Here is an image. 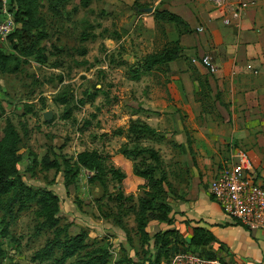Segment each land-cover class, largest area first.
Here are the masks:
<instances>
[{
    "label": "rangeland",
    "instance_id": "obj_1",
    "mask_svg": "<svg viewBox=\"0 0 264 264\" xmlns=\"http://www.w3.org/2000/svg\"><path fill=\"white\" fill-rule=\"evenodd\" d=\"M154 4L155 0H38V14L44 18L39 46L47 59L20 54L10 39L0 44L2 51L19 60L17 68L2 72L0 77V135L6 121H12L20 133L18 168L24 179L56 193L58 226L68 233L87 232L86 247L63 264H96L89 258L97 247L108 250L104 264H118L120 258L146 263L150 252H155L156 241L151 238L149 247L141 243L135 217L138 197L150 198L147 190L156 193L148 222L156 221L152 214L163 200L174 220L185 223L181 215L200 212L203 197L210 196L208 182L202 180L197 185L189 171L184 175L165 168L169 163L164 148L158 149V159L148 151H128L140 147L155 150L154 141L166 138L165 132L149 137L147 132L131 131V124L138 125L139 114L147 109L144 103L152 100L155 106L156 99L160 102L163 83L171 81L167 64L143 70L140 62L146 53L166 45L171 36L170 26L153 16ZM130 64H139V78L130 77ZM47 109L53 111L49 120L43 118ZM185 113L182 107L181 119L187 122ZM237 133L229 137L220 163L231 148L243 151L257 180L264 183V149L256 145L257 135ZM93 149L106 155L104 171L94 180L90 178L94 170L76 162L77 152ZM45 153L58 165L43 166L39 160ZM110 167L121 173L113 174ZM65 168H71L68 184ZM148 168L153 169L154 178H164L159 186L138 173ZM74 169L76 173L70 175ZM39 204L33 200L15 210L12 218L0 210V264H57L58 248L51 256L38 253L54 231L45 225L36 232L35 226L45 217L37 211ZM187 224L159 264H168L177 251L207 255L203 247L179 242L185 240Z\"/></svg>",
    "mask_w": 264,
    "mask_h": 264
},
{
    "label": "crops",
    "instance_id": "obj_2",
    "mask_svg": "<svg viewBox=\"0 0 264 264\" xmlns=\"http://www.w3.org/2000/svg\"><path fill=\"white\" fill-rule=\"evenodd\" d=\"M238 1L241 0L216 4L215 0H155L152 7L166 8L183 18L182 22L158 19L172 29L169 28V42L177 40L182 47L178 57L160 63L167 64L171 77L167 85L163 83L160 102L156 99L152 106L154 102L147 100L146 111L138 114L155 128V133L146 136L165 132L164 141H154L157 154L159 148L167 151L163 155L169 163H164L165 168L184 175L189 171L197 185L202 180L207 183L221 166L231 135L239 131L243 135L255 134L256 145L264 149V0H242L247 4L240 17L226 22L225 17ZM205 52L211 53L217 63L213 72L201 62L192 61L193 56ZM203 92L207 94L208 109L199 99ZM182 107L186 109L187 122L181 119ZM200 206V212L186 211L181 215L191 219L186 223V247H203L207 255L198 254L216 257L224 264H264V230L249 229L229 217L208 194ZM174 221L169 224L151 220L146 229L150 234L169 227L186 230L185 223ZM192 225L206 228L212 238L201 245L187 246Z\"/></svg>",
    "mask_w": 264,
    "mask_h": 264
},
{
    "label": "trees",
    "instance_id": "obj_3",
    "mask_svg": "<svg viewBox=\"0 0 264 264\" xmlns=\"http://www.w3.org/2000/svg\"><path fill=\"white\" fill-rule=\"evenodd\" d=\"M136 1V0H135ZM8 9L15 11V18L19 22L16 28L9 34L8 39L14 41L15 47L18 52L23 55L33 56V58L39 61H45L47 59L46 54L41 46H39L40 39L44 36V31L40 28L44 23V18L38 14V0H9ZM153 15L155 18L161 20H173L175 22H182L183 18L166 8H154ZM181 45L177 40L171 41L164 45L159 50L146 53L141 59V66L143 70H149L157 64L165 61L172 60L180 55ZM11 53L4 52L0 49V77L4 71H12L17 68L19 60H13ZM130 70L132 71L131 78H139L138 66L139 64H130ZM137 67V68H136ZM141 68V69H142ZM140 69V67H139ZM201 89L205 86L200 82ZM203 86V87H202ZM1 87V85H0ZM200 91V89H199ZM198 92V91H197ZM199 99L207 101V94L204 92L199 96ZM3 110V105L0 99V114ZM131 131L137 133L147 132L148 134L155 133V128L150 126L145 121L140 120L138 125L131 124ZM20 141V133L14 123L10 120L6 121L3 128V133L0 135V210H3L4 214L10 218L14 216L15 210H21L26 207L30 202H39L38 213H44L45 217L35 226L36 232H39L45 225L54 228L53 236L48 240L39 250L38 253L43 256H51L54 248L60 250L59 256L56 258L57 264H63L66 259L73 255H77L82 249L86 247V235L85 229H81L75 233H68L65 227L58 226L59 219L54 216L57 209V195L48 187L36 188L27 182L18 168V162L21 160V153L18 150ZM187 142L190 146V138H187ZM128 151L139 154L143 151H148L150 155L155 158H159L157 151L151 147L146 148H131ZM106 155L97 150H81L77 152L76 162L77 166L94 170V173L90 175L92 180L99 176V173L104 171L103 161ZM43 166H57L56 159L49 158L48 154L42 155L39 160ZM69 169L65 168L64 178L68 184ZM152 168L138 170L140 175L152 178L153 185L159 186L164 178H154L152 174ZM110 171L113 174L121 173L119 169L110 167ZM76 173V169L72 170L70 175ZM164 175V174H163ZM264 185V183H262ZM146 196H139L138 208L136 211L137 232L141 236V243L147 247L150 245L151 238H154L155 252H150L146 258V263L140 264H159L160 257L168 255L169 247L178 240L177 234L178 228L169 227L161 228L157 232L150 234L146 229L149 214L153 208V202L156 201V193L152 190H147ZM210 196L214 199L212 194ZM160 199V198H158ZM155 200V201H154ZM157 213L152 214V217L159 221H166L167 223L174 222V216L171 215L169 205L166 201L160 200L157 204ZM155 207V206H154ZM185 223H188L191 219L184 218ZM65 230V231H64ZM64 231V233H62ZM177 236V237H176ZM212 238L211 233L204 227L199 225L191 226V235L188 241V245H201L208 242ZM179 242L183 243V239H179ZM96 252L90 256L89 260L96 264H104L108 250L106 248L97 247L94 249ZM2 254V246L0 242V255ZM138 264L131 258H120L117 260L118 264Z\"/></svg>",
    "mask_w": 264,
    "mask_h": 264
},
{
    "label": "built area",
    "instance_id": "obj_4",
    "mask_svg": "<svg viewBox=\"0 0 264 264\" xmlns=\"http://www.w3.org/2000/svg\"><path fill=\"white\" fill-rule=\"evenodd\" d=\"M9 0H0V44L8 40L9 34L16 28L18 21L15 11L8 9ZM221 4L223 0H215ZM246 1H238L231 8L226 22L237 20ZM201 30V26H197ZM192 61L204 64L211 72L217 69V63L209 52L193 56ZM248 67H252L247 63ZM208 191L220 205L222 211L244 224L249 229L264 230V185L253 173L251 161L240 150H229V156L223 161L216 173L208 181ZM168 264H224L216 257H205L194 251H177L170 257Z\"/></svg>",
    "mask_w": 264,
    "mask_h": 264
},
{
    "label": "water",
    "instance_id": "obj_5",
    "mask_svg": "<svg viewBox=\"0 0 264 264\" xmlns=\"http://www.w3.org/2000/svg\"><path fill=\"white\" fill-rule=\"evenodd\" d=\"M148 9H151V7H148ZM52 116H53V111L51 109L44 110V112H43V118L45 120L51 119Z\"/></svg>",
    "mask_w": 264,
    "mask_h": 264
}]
</instances>
